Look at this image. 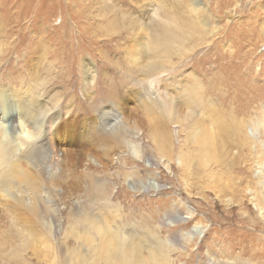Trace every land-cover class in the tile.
Wrapping results in <instances>:
<instances>
[{
    "label": "rangeland",
    "instance_id": "obj_1",
    "mask_svg": "<svg viewBox=\"0 0 264 264\" xmlns=\"http://www.w3.org/2000/svg\"><path fill=\"white\" fill-rule=\"evenodd\" d=\"M16 1L21 11L11 9L13 15L0 16V55L11 58L15 84L40 91L44 106L39 113L46 114L55 107L61 111V127L56 138L54 123L52 130L49 126V158L46 149H33L32 159L40 164L36 169L25 159L19 161L21 170L28 171L37 182V193L42 196L39 203L43 209L49 207L47 210L36 216L13 199L32 194L31 189L26 190L19 169L0 176V185L13 196L4 197L0 192V264H49L53 259L64 264L73 251L86 252V245L77 235L91 231L81 219L88 211H98L97 216H102L110 227H121L127 236L142 237L153 231L169 243V250L174 247L168 251L170 264H264V212L256 211L252 199L253 194L260 198L258 182L264 179V163H254L262 161L264 135L247 140L243 148L224 149L219 155L222 165L210 162L200 167L191 159L185 169L177 154L163 157L149 140L147 120L158 123L163 119V110L150 102L146 107L153 113H149L128 94L136 81L133 79L142 74L154 94L182 96V101L175 100L183 103L191 98L198 111L211 103L225 112L232 95L228 88L232 87L225 86V93H215L211 86L216 81L210 78L215 72L219 74L215 68L218 62L233 63V59L235 72L224 75L235 80L238 77L241 82L256 80L248 83L254 87L250 92H263L256 102L261 99L264 106V0H149L147 5H136L134 0H10ZM172 11L182 20L199 24L182 31L181 49L186 53L193 49L194 55L184 58L174 48L172 55L164 59L148 58L145 55L150 53L141 52L136 60V53L129 56L124 51L134 36L142 34L132 25L135 18L149 26L155 19L164 18L163 14H174ZM114 18L118 22L113 25L119 31L118 41L109 40L105 32ZM210 46L218 48L216 54L207 52L208 58L204 59ZM195 59L198 61L193 64ZM86 68L90 70L88 75ZM8 69L0 68V78ZM158 69L156 73L164 75L174 69L178 72L158 83L162 80L154 73ZM204 69L210 71L209 76ZM144 70L152 72L145 76ZM194 79L198 87L212 91L211 99L195 94V90L187 91ZM204 115L192 113L195 118ZM166 120L174 143L188 137L185 128L180 131L167 115ZM45 122L51 125V120ZM114 132L138 147L143 159L116 140L107 141L109 147L104 150L99 135ZM61 157L66 165L62 166L63 174L59 178L56 171L55 179L49 181L40 168L52 166L51 159L56 162ZM254 169L262 173L256 176ZM0 174L7 172L0 170ZM75 175L77 181L72 182ZM90 181L105 190L110 208L101 206L102 199L90 196ZM89 201L93 206H88ZM51 247L57 253L53 259ZM74 263L92 261L86 256V260Z\"/></svg>",
    "mask_w": 264,
    "mask_h": 264
},
{
    "label": "bare ground",
    "instance_id": "obj_2",
    "mask_svg": "<svg viewBox=\"0 0 264 264\" xmlns=\"http://www.w3.org/2000/svg\"><path fill=\"white\" fill-rule=\"evenodd\" d=\"M75 1H78L79 3L81 2V0ZM134 1L136 5L137 3H145L146 5L149 4L147 2L149 0ZM0 4V10L2 11V13H0V16H2V18L3 14L9 16L8 14L11 15L12 13H14L13 10L11 13V9H15L17 11H21L23 9L22 7H20L18 1L11 3L10 0H4V2L2 1L1 3L0 0ZM198 4H196V6L199 9L201 7ZM146 5L138 6V8L140 9ZM165 12L166 11H164V13ZM172 12L174 13L175 11ZM162 16H164V18H161L156 22L155 19L154 22H152V24L150 23L149 26H146L144 23L141 25L140 23H138L141 22V20L139 18H135V24L132 25H136L137 32L141 30L142 34L137 35V33H135L134 31L137 36H134L130 40L132 42L130 46L124 49V51L128 53L129 56L132 53H136L135 58L136 56L141 57V52H143L144 55L146 52L150 53L151 55L150 56L149 54H147L145 55L146 57L157 58L160 60L169 57V54L172 55L171 52L174 48L179 49V51H177L180 52V56L182 57L195 54L196 51H193V49H191L187 53L183 50L184 47L182 45V41L184 39V35L182 31L185 27L192 28L198 26L199 24L197 23V21L182 20L180 19V16L178 14L176 16L175 13H166ZM7 18L8 17H5V19ZM115 20H117V18H114V21H111V25L107 27V30H105V32L109 40L115 38V40L118 41L119 36L116 33H118L119 31L114 29L116 26H113L114 23L117 22ZM201 37L204 36L202 35ZM202 41L203 40L199 41L198 44H200V42ZM37 42H40V40L38 39ZM210 43L211 42H209V45H211ZM33 46L35 47L37 46V44L35 43V45ZM122 46H124V44ZM142 47L143 51H141ZM189 47L190 45H188L186 49H188ZM210 47V49H207L205 54L203 53L204 59L208 58L206 54L207 52H210L209 54H216L218 48H214L215 46ZM123 48L124 47H122L121 49ZM133 48L135 49L133 50ZM217 59H220L219 55L215 58L214 61L217 62ZM197 61L198 60L195 59L193 64H196ZM231 62L233 63L218 62V67L215 68L219 72V74L217 75V73L215 72L213 75L211 74L212 78H210L211 80L213 79L214 81H216L214 84L212 81L211 86V90L215 91V93L219 92V90H222V92L225 93V86L232 87L231 89L228 88L230 90V94L232 95L230 104L228 103L229 106L226 107L225 112L218 111L219 109L215 106H212L211 103L204 105V109H202L203 111H198V105H194V100L191 101V98L186 101L184 100L185 103H183L177 102L175 100L179 99L182 101V96H173V98H171L170 96H168V94H163L161 96L158 94H154V92H151L150 89L146 86L144 81L145 78L141 73L140 74L142 77L133 79V81L136 80L133 83L135 86L133 85L132 89H128V94H130L131 97L135 99V101H138V103H140L142 107L146 108L149 113H153L149 108L146 107L150 102L155 103L156 107H158L160 110H163L162 116L160 115L161 117H163V119L158 120V123L154 124L149 120H147L146 123L148 130H150L149 140L154 145V148L158 151L159 155L169 158L172 157V154H177L179 156L178 159H180L179 163L185 166V169H188V165L191 159L192 161L196 160L197 165H199L200 167H205L210 162H213L216 165H222V158L220 159L219 155L224 151V149L226 151H229L231 149L243 148L247 140L254 139L257 135H264V106H261V99L257 100L260 104L256 102L257 98L262 97L261 93L263 92H256V94L254 92H250L251 89H254L252 85L248 84L251 80H245V82H241L242 80L240 81L238 77H236L237 79L235 80L230 77V75L225 76L227 73L230 74V72H235L234 60L231 59ZM11 63L12 62L10 57L0 55V68H9V72H5L0 78V82L5 83L3 85H1L0 83V170L7 172V174H0V176L12 175L9 174V172H15L18 169L23 173L21 175L24 177L23 181L26 186L25 188L26 190L31 189L30 192L32 194L26 196H15L13 199H15L17 203L23 204L28 212L39 216L41 210H47V208L49 207L45 205V209H43L40 205L39 201L42 196L41 193H37V182L30 178L28 171L21 170V164L19 163V161L21 159H25L29 166L30 164H32V168L36 169L37 165H40L37 162L35 163L32 159V152L36 146L43 148V150L46 149L47 156L49 158V130H52L53 123L55 128L53 129L54 135L60 129L61 124L58 120L61 111L55 107V109L53 108L51 112L47 113V111H45L47 116L46 114H44V112L39 113L41 108L44 106V101L40 91L28 86V84V87L22 85V83L15 84V78L12 77L14 65ZM247 68L251 70L250 66H248ZM205 70L206 69H204L203 72H205L206 74L207 70ZM158 71L159 69L154 72L155 74H157L158 79L162 78V80L158 81V83H164L167 78L169 79V74L170 77H172L175 72H178L176 71V69H174L169 74L167 73L166 75H164V73H156ZM89 72V68H86L85 75H88ZM149 72H152V70H144V75L146 76ZM208 74H210V71L207 72V75ZM231 79L235 81H232ZM196 81L197 79H194V82L191 85L187 86V91H189V89L195 90V94H203L201 97L206 95L207 98H209L212 91H208V89L202 86L198 87ZM124 85L128 84L126 83ZM260 106L263 107L262 110ZM101 112H105V110H101ZM197 112H200L202 115L207 112V115L197 118L193 117L194 115L192 116V113L196 114ZM166 115L170 117L171 122L175 124L177 123L176 125L180 127V131H183L184 128V130H187L188 137L186 138L185 133L184 141H177V143L173 142L175 139L171 137V133L169 132V129L167 127ZM45 119L48 121L51 120V125H48L47 122H45ZM205 120H207L206 123ZM4 122L5 124H3ZM49 126H51L50 129ZM18 130L21 131L18 133ZM22 131H24L25 134H22ZM233 136H235V138H233ZM54 137L58 138V134H56ZM98 139L102 143H104V150L109 147L105 145L107 141L116 140L117 142L124 143L127 149L131 151L136 158L143 159L142 151H140L138 147L129 144L127 138L126 140L122 139L120 133L118 132H114L111 135H105L102 133L99 135ZM60 144L63 145V143ZM60 152L62 154L64 153L63 150H60ZM263 157L264 151H262L261 153L262 161L260 163L254 161V163L262 166L260 164L264 163ZM144 160L150 162L149 157H145ZM64 164L65 161L63 157H61L59 160H56V162L51 159L50 165L52 166L49 167L47 164V167L41 166L40 169L43 171L45 170L44 172L47 173V179L50 181L52 179H55L54 173H58L56 171H59V178H61L60 176H62L63 174L62 171L65 169L62 166H66ZM254 171L256 176L261 172L259 169H254ZM73 172L74 171L71 172V175ZM74 177V179L71 177V179H73L72 182L77 181V175H75ZM262 177L264 176L262 175ZM258 183L260 185V190H258L260 198L257 196L254 197L255 194H253L252 199L254 200L253 204L256 211H258L259 213H263L264 179L260 180ZM59 190H61V188H59ZM89 191L90 196H95L96 198L103 200V203L101 205L102 207H105L106 209L110 208L104 189L99 186L92 185L90 181ZM0 192L4 193V197H13L12 192L7 191V189L1 185ZM89 203V207L93 206L92 201H89ZM52 209L54 210V208ZM97 213L95 214L90 211L83 212V216L81 217V219L84 218V222L88 224V226L91 228V231H85L80 235H77V238L81 243H84L86 245V252L83 253L79 250L73 251L69 255V257L64 260V264H75L74 262L84 261L86 260V256L91 258L92 264H170L171 259L169 258L168 251L170 252L174 247L169 250V243L157 237L158 235L156 236L153 231H148L147 233L143 234L142 237L138 236L137 234H130V236H127L123 231H121V227H110V225H108L109 223L105 221L102 216H97ZM56 254L57 253L53 250V247H51V258L53 259L54 255ZM52 261L55 263H53ZM49 264L63 263H59L58 261H56V259H53Z\"/></svg>",
    "mask_w": 264,
    "mask_h": 264
}]
</instances>
